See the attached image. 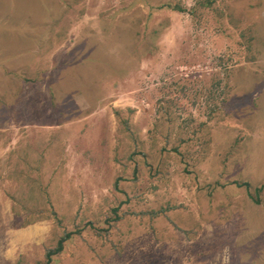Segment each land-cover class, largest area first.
<instances>
[{"label": "rangeland", "instance_id": "rangeland-1", "mask_svg": "<svg viewBox=\"0 0 264 264\" xmlns=\"http://www.w3.org/2000/svg\"><path fill=\"white\" fill-rule=\"evenodd\" d=\"M1 1L0 264H264V0Z\"/></svg>", "mask_w": 264, "mask_h": 264}, {"label": "trees", "instance_id": "trees-1", "mask_svg": "<svg viewBox=\"0 0 264 264\" xmlns=\"http://www.w3.org/2000/svg\"><path fill=\"white\" fill-rule=\"evenodd\" d=\"M22 1L23 0H17V3L20 4ZM1 2H3V1H1ZM35 3L38 4V0H35ZM35 3H33V4H35ZM33 4H31L30 6H35ZM20 6H21V4H20ZM172 7L176 8V9H179V10H183V8L181 6H179V5H173ZM35 10H37V7H36ZM6 32H8L11 35V33L9 31H6ZM5 38H7V36ZM238 184L239 185H245V186L248 185V183H238ZM72 234H73L72 232L64 233L63 236L58 239V241H57V243H56V245L54 247H46L45 248V250H44V257H45L44 264H50L53 255L59 253L62 250L64 242L66 240H68L72 236Z\"/></svg>", "mask_w": 264, "mask_h": 264}]
</instances>
